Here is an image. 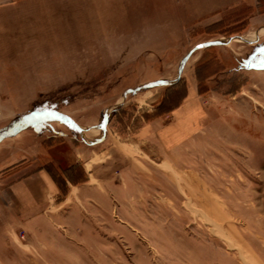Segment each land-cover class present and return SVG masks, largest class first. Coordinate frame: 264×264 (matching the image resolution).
Instances as JSON below:
<instances>
[{
    "label": "rangeland",
    "instance_id": "rangeland-1",
    "mask_svg": "<svg viewBox=\"0 0 264 264\" xmlns=\"http://www.w3.org/2000/svg\"><path fill=\"white\" fill-rule=\"evenodd\" d=\"M39 5L0 34V264H264V0Z\"/></svg>",
    "mask_w": 264,
    "mask_h": 264
},
{
    "label": "crops",
    "instance_id": "crops-1",
    "mask_svg": "<svg viewBox=\"0 0 264 264\" xmlns=\"http://www.w3.org/2000/svg\"><path fill=\"white\" fill-rule=\"evenodd\" d=\"M41 1L42 0H0V34L8 33L5 28L10 26V18H12L14 26L19 27L22 24L21 20L26 19L27 9L30 7L32 8L33 3L35 4V8H33L36 9V7H38V10L41 12L42 7L39 5ZM4 29L5 31H3ZM173 115H175V113ZM40 187L56 189V185L47 171H40L27 175L25 178L10 184L9 191L14 196L15 200L24 205H28L35 199L37 194H41Z\"/></svg>",
    "mask_w": 264,
    "mask_h": 264
}]
</instances>
